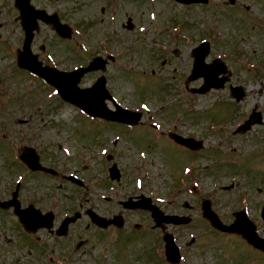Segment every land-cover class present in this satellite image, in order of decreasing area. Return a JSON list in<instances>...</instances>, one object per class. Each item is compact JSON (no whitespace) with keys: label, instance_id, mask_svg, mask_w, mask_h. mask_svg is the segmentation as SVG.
Segmentation results:
<instances>
[{"label":"rangeland","instance_id":"rangeland-1","mask_svg":"<svg viewBox=\"0 0 264 264\" xmlns=\"http://www.w3.org/2000/svg\"><path fill=\"white\" fill-rule=\"evenodd\" d=\"M116 1H110L104 15L100 9L106 0H73L70 3L67 0L66 6L60 3L63 6L60 8L64 11L66 7L67 14L71 10V20L81 26L88 36L96 39L108 36L116 28L118 31L110 38L114 44L117 38L130 40L133 46L130 48L126 43L124 60L132 61L137 68L143 69V73L110 69L109 87L122 105L143 111L142 121L136 126L110 123L89 117L82 111L76 113L77 108L60 102L53 94L55 92L42 80L18 70L14 66V55L10 49L7 50L11 42L21 41L18 23L8 9V0H0V190L14 185L15 177L23 176L19 172L27 173L12 161L14 146H40L39 152L49 154V158L53 155L63 158L60 150L55 151L56 146L52 145H68L74 155L77 153L86 157L96 154L92 161L89 160V169L80 173L92 179L94 185L78 194V197L84 195L87 198L83 200L84 205H80V211L92 207L109 216L116 212V207L110 209L101 198V192L108 190L107 185L111 181L108 168L116 163L121 173L119 180L114 177L113 185L122 190H133V166L137 162L150 163L151 167H148L152 171L153 188L158 191L156 194L170 196L176 190L173 189L175 186L179 188L174 197H161L157 204L165 211L174 206L172 213L182 212L192 217L191 224L169 227L181 251H184L185 264H264V258L247 247L241 239L220 235L207 227L200 207L201 192L211 193L214 208L225 222H229L232 220V210L240 208L239 198L246 195L244 190L250 188L252 196L249 195L241 207H247L249 216L264 236V219L261 217L264 206V125L234 133L255 105L264 113V74L261 77L242 64L250 62L249 58L255 61L264 58V0H236L234 5L226 3L228 0H210L204 5H186L175 0H156L154 5L148 0ZM152 6L154 8L150 9ZM113 10L119 13L116 24L108 20V12ZM152 10L156 13L155 20L151 17ZM89 16L93 17L95 24L90 30ZM128 16L136 20L133 30H124L122 27ZM166 22L168 25L163 26ZM139 25L141 30L137 29ZM166 28L168 30L165 31ZM52 33L44 29L36 37L33 50L39 52L42 44H49L50 50L59 57L65 69L87 59V54L75 51L73 42L70 45L62 44ZM209 35L215 43L207 61L210 62L216 56L226 58L224 60L233 70L230 82L246 88L247 94L240 103L230 97L228 83L226 89H212L206 94L191 92L192 87L202 84V78L184 84L192 74L194 48ZM78 36L79 41H83L85 33ZM136 36H139L138 40ZM134 40H137L135 44ZM41 56L44 59L48 53ZM150 70L154 71L155 76ZM92 78L93 75H87L81 86H89ZM160 105H166V108L159 111ZM146 112H149L148 116ZM173 119H178L180 123H172ZM153 122L159 124L160 128L153 124L157 129L174 126L171 130L202 138L206 151L197 156L173 147L177 144L166 137L163 130L151 127ZM212 125H215V130L210 129ZM114 136L123 139L115 140ZM112 142L119 147L110 151L114 155L112 159L104 161L102 155L97 153L102 145H113ZM152 145L156 150L151 148ZM145 150L146 157L141 156L144 157L142 161L141 158L137 159ZM67 162L63 160V163ZM76 163L79 166L83 160L78 159ZM187 167H192L190 174L186 173ZM140 169L141 166H138L137 171ZM181 176L185 181L180 182ZM26 178L28 184L36 182L28 173ZM230 185L232 187L228 189L223 188ZM95 188L99 190L100 198L98 194H93ZM63 191L57 192L59 196ZM42 192L47 194L48 190ZM60 198L63 200L62 196ZM186 202L191 205L190 209L185 208ZM0 222V230L2 227L5 231L1 262L41 264L40 247L24 245V238L28 241L29 237L23 232L17 218L11 212L0 211ZM129 222L142 223L143 227L140 231L130 233L115 231L116 228L111 227L114 233L102 237V229L91 224L88 216L77 220V241L85 236L81 232L89 233L93 240L88 247L80 246L76 250V264H166L162 261V231L152 228V219L146 213H139ZM129 222L127 226L131 227ZM103 238L110 240L107 241L110 248L107 262L101 258L103 248L107 247ZM19 245L24 249L15 250ZM93 245L95 258L89 256L93 252ZM88 248L89 253L85 255V249ZM19 254L23 258L17 262L15 258Z\"/></svg>","mask_w":264,"mask_h":264},{"label":"water","instance_id":"water-1","mask_svg":"<svg viewBox=\"0 0 264 264\" xmlns=\"http://www.w3.org/2000/svg\"><path fill=\"white\" fill-rule=\"evenodd\" d=\"M184 3L190 2H207L208 0H178ZM30 0H18V4L22 8L23 12V24L26 30V38L23 45V50L18 52V64L22 68H27L36 75H40L45 78L49 83L53 84L62 95V97L79 106L85 112L93 116L104 117L108 120H118L128 124H136L140 118V112H132L130 110L122 109L117 106V111L113 112L106 106L105 100L107 98L112 99L106 89L105 77H100L93 86L88 88H80L78 83L80 82L83 75L97 68L101 65L104 66L106 60L102 57H96L88 66L81 67L72 72H61L55 68L48 66L43 67L42 63L38 61L37 55L31 52V41L33 39V30L37 27V18L41 17L43 20L53 22L55 28L63 36H70L69 28L66 25L60 24L57 16H49L44 10H36L30 5ZM1 26V24H0ZM195 62L192 70V74L189 77V81H192L198 77L203 76L205 83L202 87L194 89L195 92L204 93L212 87L221 88L224 86L228 77L219 78V74L227 72V66L221 59H215L213 63L206 64L205 58L210 52V43L205 41L198 47L194 48ZM104 68V67H103ZM233 96L237 101H240L245 96V92L242 86L233 88ZM258 116V117H256ZM261 122V113L254 111L250 118L241 126L238 131H246L251 128L255 123ZM171 136L179 143L187 145L191 148H200L203 145V141L195 140L194 138H184L173 133ZM20 155L23 161H26L28 165L33 169H43L39 163L38 155L32 150H27ZM114 172V171H112ZM115 173V172H114ZM114 176V175H113ZM80 183V181H79ZM16 195V194H15ZM15 204V212L19 215L21 221L24 223L26 228L36 230L39 226H51L53 215L47 213L41 215L39 210L34 208L20 209L19 203L15 200L0 202L2 207H9ZM204 215L209 218L212 224L220 230L227 232H235L241 234L246 238L253 246L264 251V239L260 238L256 233L255 225L247 217L245 211L237 212V219L231 225H224L219 217L211 210V202L209 200L203 201ZM153 216L157 222V225H161L163 220H172L174 223L187 222L189 218L173 216L170 218L162 216V212L158 207H152ZM88 214L92 220L101 227H107L110 223H115L119 226L122 225V219L115 216L114 219H106L92 210L88 209ZM80 213H76L74 216L68 217L64 220L62 226L59 229V233H65L67 225L70 222H74ZM166 241V255L167 259L173 263H177L180 260L179 248L176 246L173 236L169 233L164 235Z\"/></svg>","mask_w":264,"mask_h":264},{"label":"flooded vegetation","instance_id":"flooded-vegetation-1","mask_svg":"<svg viewBox=\"0 0 264 264\" xmlns=\"http://www.w3.org/2000/svg\"><path fill=\"white\" fill-rule=\"evenodd\" d=\"M72 1L73 0H69V3ZM110 1L117 3L116 0H106L105 5L100 9L101 14H103V15L106 14ZM66 2H67V0H32V3L38 8H44V9L49 10L50 12L56 11L59 14V17L61 18V20L63 22L69 23L72 28H75L77 26V24H74L70 18L71 17V14H70L71 10H70V13L67 14L66 11L68 9L66 7H65L64 11L62 8H60V7L66 6ZM55 3H59V4L55 5ZM60 3H62L63 6ZM54 6H56V7H54ZM51 7H53V8H51ZM8 9H9L10 13L12 11L13 19L15 20L16 23H18V26H17V24H16V26L19 29L20 37L22 39L23 38V29H22L21 22L19 19L20 10H19L18 6L16 5L15 0H8ZM15 11L17 13H14ZM108 13H109L108 14V20L112 24H116L119 21L118 11L113 10V11H110ZM40 25H41V30L36 35V37L44 29H48L52 32V29L49 25H46L44 23H41ZM94 26H95V24L93 23V17L89 16V30L91 27H94ZM122 27L124 30H126V29L133 30L136 27V23H135L134 19H132L130 25H126L123 22ZM72 31H73V34H72L71 38H62V37L58 36L55 32H54L55 34L54 33H52V34L62 44L70 45V43L73 42L75 45H78L77 35H76L74 29H72ZM117 31H118V29L114 28V29H112V33L109 34L108 36L97 37V39L92 37V36H89V44H91V47H93L94 45L100 46L102 48L101 49L102 52L107 51V48H108L107 46L112 47L114 50H119L120 48L123 47V44H124L122 39L121 38L114 39V41H117L116 44H114L110 40V38L114 37V35L116 34ZM36 37H35V39H36ZM102 40H106V41H102ZM46 47L48 48L47 45L45 46V49H46ZM109 53H114L116 55L115 61L118 60V55H117L118 53L110 50L108 53L105 54V56H107ZM52 146L53 147L56 146L55 151H57V149L61 150L63 148V145H52ZM178 146L179 147H177V149H179V150L186 149V148L182 147L181 145H178ZM102 147H104V146H101V148ZM11 155H12V161H14L17 164V166H20L22 169H24V171H27V173H29L30 176H33V179L36 182L34 184L30 183L28 185L27 184H21V183H18L16 185H12V184L9 185L8 186L9 192L7 193V195H9V198L11 197L10 193H12L15 189L18 188L19 195L17 198L20 202L19 206L21 207V209H26L30 205L34 204L36 207H39L43 213H48L49 211H52L54 213L53 221L51 224L52 226L50 228L49 227L40 228L34 234L33 233H26V235L29 237V240L27 241L24 238V245L26 247L33 246V245L34 246L38 245L40 247L42 254L39 257V261L41 262V264H76L77 258L75 256V254H76L75 252H76V248H77V228H76L77 223L75 222L73 224H70L69 228H68V232L64 236H60L57 231L61 225L62 220L66 216L80 211L81 210V209H79L80 205L81 206L84 205V203H83L84 198L87 200V198L84 197V195L78 197V194L83 193L85 191H88V189H91V187L85 185L87 190L78 191L80 186H78L77 180H76V176H78L77 167H75V169H73V167H72L73 165H75V166L77 165V163H76L78 161L77 153L73 157H70L67 159H63V158H61V156L59 158H57L58 157L57 155L50 156V158H51L50 159L48 157L49 154L40 153V161H41L42 165L53 168L56 172H54V171L48 172L45 170L34 171V170L29 169V167L25 163H23L19 157H15L14 148L12 150ZM86 157L89 158V154ZM63 160L68 161V162L63 163ZM12 161L9 159V163H11ZM86 169H89L88 165H86ZM73 170H74V173H73ZM110 179H111V181L108 182L109 184L107 185L108 186L107 188H112L113 190H115V189L117 190L118 186L113 185L114 181H112V178H110ZM14 187H15V189H14ZM44 189L48 190L47 194H43L42 191ZM61 189H64V191L61 193L63 200L60 198L61 196H59V194L57 193ZM37 190H39L40 194L37 193ZM125 192H126V190H123V193H125ZM177 192L174 195H176ZM93 194H95V193L93 192ZM174 195H173V197H174ZM118 197H120V196L116 195V194H111L110 196L106 195L104 197V200L108 203V207L110 209H114L116 207V212H112L109 216H111L115 213H121V215H123V218L125 220V227L122 228L123 231H125L127 233H130L131 231H137V229L140 231V228L143 227V224L137 223V222H135V223L129 222V220L132 217L137 216L138 213L141 211L140 210H132V208H128V204L124 201L129 196H125L124 198H118ZM167 197H169V196H167ZM203 197H204V195L202 196V199H203ZM90 200H91V198L89 196V201ZM184 205H185L186 209H190V207H191V205L189 203H184ZM73 206H75V207H73ZM89 208L92 209V207H89ZM86 211H87V209H83V212H82L83 215L81 217H84L85 215L87 216ZM170 211L171 210H169V209L167 210L168 213H170ZM177 214H184V213L180 212ZM105 216H107V215H105ZM191 219H192V217H191ZM128 222L130 223L131 227L127 226ZM110 227H112V226H110ZM110 227L108 229L109 233H114ZM138 227H140V228H138ZM112 228H115V227H112ZM114 230L117 231L116 229H114ZM102 233H103V230H102ZM35 240L40 241V243L36 244ZM86 244L87 243H85L84 245H86ZM74 245H75V247L73 248V252H71V249ZM84 245H82V246H84ZM19 249H24V247L20 245ZM92 250H93V252H95V246L94 245L92 246ZM16 256L17 257L15 258V261H17V262L21 261V259L23 258V255H20V254L16 255ZM91 258H94V257H91ZM6 263L15 264L12 261H6ZM20 264H24V263L21 261Z\"/></svg>","mask_w":264,"mask_h":264},{"label":"trees","instance_id":"trees-1","mask_svg":"<svg viewBox=\"0 0 264 264\" xmlns=\"http://www.w3.org/2000/svg\"><path fill=\"white\" fill-rule=\"evenodd\" d=\"M253 61H255V60H253ZM259 61H264V58H263V60L262 59H259V60L255 61V62H259ZM255 73L258 75V72H255Z\"/></svg>","mask_w":264,"mask_h":264}]
</instances>
